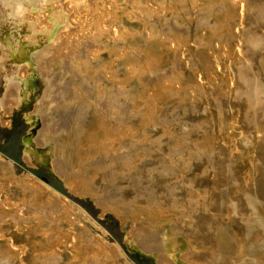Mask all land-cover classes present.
Masks as SVG:
<instances>
[{"label":"rangeland","instance_id":"374dc122","mask_svg":"<svg viewBox=\"0 0 264 264\" xmlns=\"http://www.w3.org/2000/svg\"><path fill=\"white\" fill-rule=\"evenodd\" d=\"M53 1L0 43V264H264V0Z\"/></svg>","mask_w":264,"mask_h":264},{"label":"bare ground","instance_id":"6f19581e","mask_svg":"<svg viewBox=\"0 0 264 264\" xmlns=\"http://www.w3.org/2000/svg\"><path fill=\"white\" fill-rule=\"evenodd\" d=\"M12 1V0H11ZM16 1H18V0H16ZM25 2V7H23L22 9H21V7L22 6H18L17 4H19L20 5V3H19V1H18V3H15L16 4V7H14L15 8V10L14 9H12V10H10L9 12H8V14L10 15V19L14 22V28L11 30V28L10 29H6L7 27H4V25L1 23L0 24V43H2V42H4L3 44H5L4 46H8V47H10V46H12V39H14V38H17V34H16V32L18 31V30H20V31H22L23 33L25 32L26 34V38L30 41H26V39L24 40L25 42H20L19 44H18V46H16V45H14V46H16L15 48H14V50H17V49H25V46H29V48H35L37 45H38V43L40 42V39H41V36H43V38H45V37H48V36H50L52 33H54V31H56L55 29H56V26L55 25H59L62 21H63V16H64V14L62 13V12H60V11H54L53 13H52V15L50 14V18H51V23H52V25H51V28L50 29H46V28H44L43 27V29H41V30H35V29H33V28H35V27H33L32 26V24H33V22H30V20L28 21L27 19H25L24 17H23V14L25 13V10H27L28 11V13H30L29 11L31 10V12H32V10L34 9V10H36V11H38V12H40V10H42V8L44 7V3L45 2H48V4L50 3L49 1H52V0H35V1H33L32 3V6L29 8V5L30 4H28V3H30L31 2V0L29 1V0H24ZM55 1V0H54ZM53 1V2H54ZM28 4V5H27ZM6 6V5H5ZM24 6V5H23ZM43 6V7H42ZM46 6V5H45ZM13 7V6H12ZM9 8H11V6L9 7ZM47 8V7H46ZM51 8V7H50ZM25 9V10H24ZM45 9V8H44ZM48 9V8H47ZM52 9V8H51ZM33 10V11H34ZM46 10V9H45ZM43 11V10H42ZM52 11V10H51ZM35 12V11H34ZM27 13V12H26ZM33 13V12H32ZM51 13V12H50ZM42 14V13H41ZM28 15V14H27ZM26 16V15H25ZM29 17H30V14L28 15ZM36 16H37V14H36ZM9 17V16H8ZM37 19V18H36ZM32 20V19H31ZM10 23V22H9ZM32 23V24H31ZM37 25V24H36ZM47 26V25H46ZM12 27V26H11ZM38 27H40V25L38 26ZM61 27V26H60ZM63 28V27H62ZM15 29L17 30L16 32H15ZM1 32H5V34H3V33H1ZM18 33V32H17ZM19 34V33H18ZM22 35V34H21ZM24 39V38H23ZM46 39V38H45ZM44 39V40H45ZM19 41H20V39H19ZM58 42V41H57ZM41 43V42H40ZM34 46V47H33ZM58 46H59V44H58ZM1 47L2 46H0V49H1ZM4 48V47H3ZM28 48V47H27ZM59 48H60V46H59ZM46 51V50H45ZM50 51V50H49ZM0 52H1V50H0ZM57 52V51H56ZM44 53V52H43ZM27 54V53H26ZM25 54V55H26ZM57 55V54H56ZM41 56V55H40ZM45 56H46V54H45ZM42 58V57H41ZM39 59H40V57H39ZM50 61V60H49ZM16 75V74H15ZM10 80V79H9ZM11 83H13V82H11ZM10 83V85H12ZM13 86V85H12ZM15 87V86H14ZM44 91V90H43ZM42 91V92H43ZM47 95V94H46ZM78 116V115H77Z\"/></svg>","mask_w":264,"mask_h":264}]
</instances>
